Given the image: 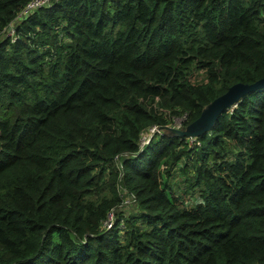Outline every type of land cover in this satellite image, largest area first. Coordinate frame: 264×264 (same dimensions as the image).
<instances>
[{
	"label": "trees",
	"instance_id": "trees-1",
	"mask_svg": "<svg viewBox=\"0 0 264 264\" xmlns=\"http://www.w3.org/2000/svg\"><path fill=\"white\" fill-rule=\"evenodd\" d=\"M26 2L0 0V264H264V86L178 134L264 78V0H54L12 39Z\"/></svg>",
	"mask_w": 264,
	"mask_h": 264
},
{
	"label": "water",
	"instance_id": "water-1",
	"mask_svg": "<svg viewBox=\"0 0 264 264\" xmlns=\"http://www.w3.org/2000/svg\"><path fill=\"white\" fill-rule=\"evenodd\" d=\"M263 86L264 78L250 85L240 83L233 85L224 95L218 97L205 107L208 116L205 114V111H202L196 121L189 124L183 131H178V134L185 137H197L201 133L207 132L214 125L221 111L234 106L237 100L244 94Z\"/></svg>",
	"mask_w": 264,
	"mask_h": 264
},
{
	"label": "built area",
	"instance_id": "built-area-1",
	"mask_svg": "<svg viewBox=\"0 0 264 264\" xmlns=\"http://www.w3.org/2000/svg\"><path fill=\"white\" fill-rule=\"evenodd\" d=\"M53 1L54 0H27V2L25 3V5L21 9V11L17 14V16L14 19V21L12 23H10L8 25V27L6 28L7 34L10 37H12V39H14V29H15L14 23L15 22L25 18L26 16L32 14L34 11H36V10L42 8V7L49 6ZM165 131H166L165 129H161L157 125H152L151 127H149L140 136V140H139L140 150H142L143 147L150 142L151 138L155 134H161V133H163ZM190 139H192V138H190ZM113 218H114L113 217V213H110L108 218H107V220L104 222V225L107 226V227H110L112 222H113Z\"/></svg>",
	"mask_w": 264,
	"mask_h": 264
},
{
	"label": "rangeland",
	"instance_id": "rangeland-1",
	"mask_svg": "<svg viewBox=\"0 0 264 264\" xmlns=\"http://www.w3.org/2000/svg\"><path fill=\"white\" fill-rule=\"evenodd\" d=\"M2 36H0V38H1ZM206 109V108H205ZM205 109L203 110V111H205ZM205 114L208 116V113L205 111ZM191 138H193V137H191ZM165 178H166V176H165V173H164V175H163V180H165ZM181 179H182V177L178 174V173H176L175 175H174V178H172V179H170L171 180V182H172V185H173V188L171 189V192L175 195V194H177L178 196H179V194H184V189H185V185H184V183H182L181 182ZM184 199H190L189 197H186V196H182ZM198 200L197 199H195V202H197ZM191 204H193V201L192 200H187V203H185V205H187V206H190ZM134 206H132L131 208H129L128 210L129 211H131V210H133L132 208H133Z\"/></svg>",
	"mask_w": 264,
	"mask_h": 264
}]
</instances>
